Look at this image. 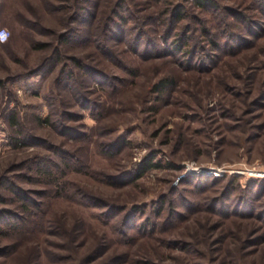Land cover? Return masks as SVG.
<instances>
[{
  "label": "rangeland",
  "instance_id": "1",
  "mask_svg": "<svg viewBox=\"0 0 264 264\" xmlns=\"http://www.w3.org/2000/svg\"><path fill=\"white\" fill-rule=\"evenodd\" d=\"M262 1L0 0V264H264Z\"/></svg>",
  "mask_w": 264,
  "mask_h": 264
},
{
  "label": "trees",
  "instance_id": "2",
  "mask_svg": "<svg viewBox=\"0 0 264 264\" xmlns=\"http://www.w3.org/2000/svg\"><path fill=\"white\" fill-rule=\"evenodd\" d=\"M207 1H208V0H196L197 4H200V5H202L203 7H205V6L208 5V4H206ZM262 6H263V9H262V10H264V0L262 1ZM179 17H181V15L178 13V14H176V16H175V19H178ZM166 81H167L166 79H161L158 83H156L155 87L159 89V88L165 86V85H166V84H165ZM15 141H16V142L18 141V143L23 142V144H27V143H29V142H26V141L24 140V137L21 138V139L16 138ZM150 165H152V164H151V163H148V164H146L145 166L140 167V169H139L138 172L136 173V174H137L136 176H138V175L142 174L143 172H145V170H146ZM128 179H129V178H128ZM128 181H131V179L127 180V182H128ZM158 211H159V210H157V212H158ZM172 212L176 213V211H173V210H172ZM12 219H14V220H13V222L11 221V223H9V226H11L13 230H17V231H22V232H23V230H25V228H28V227H29L30 220L28 219L27 216H22V217H15V216H14V217H12ZM0 222H1V223H6V224H8V223H7L8 221L6 222L5 220H3L1 216H0Z\"/></svg>",
  "mask_w": 264,
  "mask_h": 264
},
{
  "label": "built area",
  "instance_id": "3",
  "mask_svg": "<svg viewBox=\"0 0 264 264\" xmlns=\"http://www.w3.org/2000/svg\"><path fill=\"white\" fill-rule=\"evenodd\" d=\"M9 36V31L6 27L1 26L0 28V43L4 42Z\"/></svg>",
  "mask_w": 264,
  "mask_h": 264
}]
</instances>
